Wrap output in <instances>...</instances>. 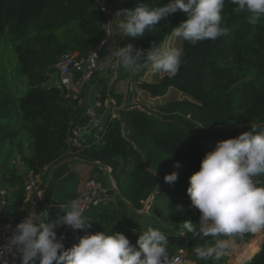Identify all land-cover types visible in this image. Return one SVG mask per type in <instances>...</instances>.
Instances as JSON below:
<instances>
[{"label": "trees", "instance_id": "16d2710c", "mask_svg": "<svg viewBox=\"0 0 264 264\" xmlns=\"http://www.w3.org/2000/svg\"><path fill=\"white\" fill-rule=\"evenodd\" d=\"M168 3L126 0L120 11L138 4ZM235 7L225 0L222 25L228 34L199 42L174 78L164 74L157 82L136 81L151 97L164 101L149 109L116 95L117 106L123 104L117 116L107 119L94 140L69 148L66 137L82 111L79 94L44 83L57 71L62 54L86 56L104 40L101 13L93 0H0V51L10 45L16 72L27 84L26 91L16 96L0 67V188L5 214L23 220L29 213L24 193L27 173L40 174L46 165L71 154L107 166L116 190L109 187L106 203L84 214L91 227L75 231L66 249L85 231L122 232L136 245L139 235L153 227L168 236V258L182 253L192 264H225L227 255L199 259L195 249L215 241L187 232L184 223L199 227L201 214L186 190L205 154L217 141L237 137L254 125L264 127V17L250 23L248 15L235 12ZM186 19L178 11L143 37L120 36V47L129 43L139 49L152 43L160 47L172 36V28ZM149 64L138 69L136 77L144 75ZM169 90L181 97L167 95ZM100 94L104 99V92ZM17 159L25 172L17 169ZM173 172L177 181L166 183L165 175ZM256 180L264 185V175ZM254 236L246 233L231 239L245 244ZM240 264H264V236L258 250Z\"/></svg>", "mask_w": 264, "mask_h": 264}, {"label": "clouds", "instance_id": "9594fccd", "mask_svg": "<svg viewBox=\"0 0 264 264\" xmlns=\"http://www.w3.org/2000/svg\"><path fill=\"white\" fill-rule=\"evenodd\" d=\"M235 12L246 13L255 24L264 17V0H230ZM225 0H169L164 6L121 10L116 16L121 37L140 38L152 31L161 19L182 11L187 19L172 28V35L193 45L205 40L216 41L228 34L222 25ZM112 55L127 71H136L148 62L154 72L174 78L182 64V49L174 46L148 49L132 43L115 46ZM179 167V163L175 165ZM264 175V127L254 125L237 137L217 141L214 150L205 154L199 170L189 178L187 194L200 212L199 227L185 222L187 232L200 239L212 237V245L195 249L199 259H220L234 247L232 237L264 231V185L256 177ZM173 172L164 181L173 184ZM53 207V206H52ZM52 216L48 209L33 211L12 229L8 246L19 264H169L168 236L158 228L148 227L132 245L122 232L90 234L84 232L78 243L65 248L66 237L58 238L56 229L65 226L73 232L91 227L76 200L59 205ZM10 227V226H6ZM223 237V238H222Z\"/></svg>", "mask_w": 264, "mask_h": 264}, {"label": "crops", "instance_id": "0c3cea01", "mask_svg": "<svg viewBox=\"0 0 264 264\" xmlns=\"http://www.w3.org/2000/svg\"><path fill=\"white\" fill-rule=\"evenodd\" d=\"M110 41V44L106 43L102 48L100 61L103 64L115 63V69L110 70L112 72L107 70L105 73L93 76L79 90V102L82 111L74 120L72 128L80 130V140L83 143L94 140L100 132L99 127L90 124L88 116L84 113V108L94 104L97 93L104 92V106L98 109L100 126L103 127L111 113H118L123 105L117 106L115 96L121 95L124 101L128 92L127 88L130 86L127 85V83L130 84L128 78L130 72L125 70L112 55L115 46L120 47V35L117 30L114 31ZM111 73L112 76L110 77ZM53 74H56L55 79H53ZM53 74L44 83L45 87L59 85L58 72L56 71ZM15 165L20 172H25L18 159ZM29 176H31V172L26 175L27 178ZM34 176L37 179V189L31 195L25 197V201L29 206V213L48 209L52 216H56L57 213L61 212L60 204L74 200L82 192L84 182L88 178H95L108 187H112L114 183L108 167L105 168L101 163L89 162L71 154L46 165L40 174ZM56 231L58 238L61 234L65 236L66 227L61 226ZM64 244L66 248V239ZM15 264H19L18 257H15Z\"/></svg>", "mask_w": 264, "mask_h": 264}, {"label": "built area", "instance_id": "2783aa9c", "mask_svg": "<svg viewBox=\"0 0 264 264\" xmlns=\"http://www.w3.org/2000/svg\"><path fill=\"white\" fill-rule=\"evenodd\" d=\"M98 7L102 19L103 28L105 29V38L86 56H78L75 52H65L56 64L57 72L59 75V85L64 86L66 89L73 91L75 95L79 94L80 88L88 82L93 76L107 72V70H114L115 63L109 62L103 64L100 61V53L102 48L117 30V22L121 17L116 16L121 7L125 4L126 0H93ZM118 31V30H117ZM76 78V79H74ZM104 106V100L101 94L97 93L96 100L93 105L86 106L84 113L88 116L89 122L94 127H99L100 131V117L98 109ZM123 106V105H122ZM117 116V113H111L110 118ZM66 143L69 148L80 147L83 142L80 140V130L71 128L67 137ZM69 153L71 151L69 150ZM37 179L31 173L24 183L25 197H28L37 189ZM109 198V187L105 186L101 181L95 178H88L84 182V187L74 200H76L83 208V215L86 214L91 208L97 207L106 203ZM4 191L0 188V214L3 217L0 220V264H15L16 254L8 246V238L12 234V229L16 224L22 220H15L8 217L3 211L4 205ZM32 213H28L31 215ZM10 226V227H6ZM74 232L66 227V244L68 245L73 239ZM169 264H188L190 261L179 253L168 258Z\"/></svg>", "mask_w": 264, "mask_h": 264}, {"label": "rangeland", "instance_id": "374dc122", "mask_svg": "<svg viewBox=\"0 0 264 264\" xmlns=\"http://www.w3.org/2000/svg\"><path fill=\"white\" fill-rule=\"evenodd\" d=\"M109 41L108 43L110 44L111 41L110 42ZM161 46H174V47L181 48L182 49V60L184 61L191 53H193L194 51L198 49L199 42L193 45L187 41H182L180 38L174 37L172 35L168 37V39H166ZM0 67L2 71L7 75L13 93L16 96H21L24 93V91H26L27 84L25 82V79L22 76L18 75V73L16 72V58L9 44L4 46L2 50L0 51ZM129 72L130 73H129L128 78H129L130 84L127 83V85L128 86L130 85V86L127 88L128 92L124 100L125 102H127L128 104L138 106V107H145V108L152 109L156 103L164 101V98L151 97L148 93H146L145 91H143L136 85V81H146L149 83L157 82L165 73L154 72L151 68V63L147 67V70L144 73V75L140 77H136L137 70L129 71ZM52 76H53V79L56 78V74H53ZM111 76H112V73L110 77ZM167 95H170L171 97H174V98L181 97L178 92L173 91V90H169ZM148 202L149 200L147 201V203ZM263 236H264L263 231L260 233H257L252 239H250L247 243H245V245L235 243L232 240L234 242V247L228 254H226L227 261L225 264H240L244 260L249 259L253 255L254 252L252 253L247 250V244L250 243L251 241L254 242L255 244L254 246L257 248L256 250H258L262 242ZM188 264H192L191 261Z\"/></svg>", "mask_w": 264, "mask_h": 264}, {"label": "bare ground", "instance_id": "6f19581e", "mask_svg": "<svg viewBox=\"0 0 264 264\" xmlns=\"http://www.w3.org/2000/svg\"><path fill=\"white\" fill-rule=\"evenodd\" d=\"M244 245H245V244H244ZM254 245H255V244H254V242H252V241H251L250 243H248V244H247V250H248L249 252H252V253L255 252L257 248H256Z\"/></svg>", "mask_w": 264, "mask_h": 264}, {"label": "water", "instance_id": "95a60500", "mask_svg": "<svg viewBox=\"0 0 264 264\" xmlns=\"http://www.w3.org/2000/svg\"><path fill=\"white\" fill-rule=\"evenodd\" d=\"M103 166H104L105 168H107V166H105V165H103ZM111 188L114 189V190H116V189H115V185H114V183L112 184V187H111ZM126 203H127V202H126ZM148 204H149V203L146 204L145 209L148 207ZM127 205H128V207H130V205H129L128 203H127ZM145 209H144V211H145Z\"/></svg>", "mask_w": 264, "mask_h": 264}]
</instances>
